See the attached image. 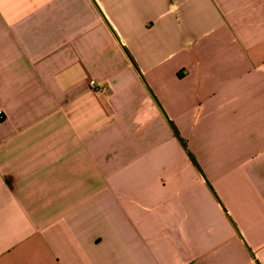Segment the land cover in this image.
<instances>
[{"label":"crops","instance_id":"crops-1","mask_svg":"<svg viewBox=\"0 0 264 264\" xmlns=\"http://www.w3.org/2000/svg\"><path fill=\"white\" fill-rule=\"evenodd\" d=\"M0 264H264V0H0Z\"/></svg>","mask_w":264,"mask_h":264},{"label":"built area","instance_id":"built-area-1","mask_svg":"<svg viewBox=\"0 0 264 264\" xmlns=\"http://www.w3.org/2000/svg\"><path fill=\"white\" fill-rule=\"evenodd\" d=\"M89 85H90L91 89H93L95 91H103L104 90V87L101 86L100 84H97L96 82H94V80H90Z\"/></svg>","mask_w":264,"mask_h":264},{"label":"rangeland","instance_id":"rangeland-1","mask_svg":"<svg viewBox=\"0 0 264 264\" xmlns=\"http://www.w3.org/2000/svg\"><path fill=\"white\" fill-rule=\"evenodd\" d=\"M212 190V188H210Z\"/></svg>","mask_w":264,"mask_h":264}]
</instances>
